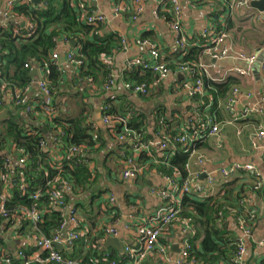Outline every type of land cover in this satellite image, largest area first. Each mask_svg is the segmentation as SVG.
I'll return each mask as SVG.
<instances>
[{"label": "crops", "instance_id": "obj_1", "mask_svg": "<svg viewBox=\"0 0 264 264\" xmlns=\"http://www.w3.org/2000/svg\"><path fill=\"white\" fill-rule=\"evenodd\" d=\"M4 1H1L0 12L4 8ZM157 1L161 0L145 2L143 11L135 19L132 18L134 11L132 0H91L87 4L90 9L99 11L105 16V22L100 24L101 34H114L120 38L117 46L113 47L109 54L101 56V60L109 68L108 75L118 79L109 91L103 89L107 80L104 73H96L94 86L81 80L79 68L66 61L65 58L68 53L76 50L77 45L72 47L71 41H67L64 37L57 39L54 48V52L59 57L57 60L58 81L49 82L55 116L61 118L82 116L85 118V123L88 125L87 134L90 136L91 142L94 143L92 147H85L88 150L86 164L91 172L87 180V187L76 186L74 192L70 194V202L77 206L87 236L89 234L91 239L101 233L102 235L98 236L97 241L103 239L102 252L117 255L119 260L123 261L126 260L123 247L121 252L116 246L106 243L107 238H116L121 245L124 242L133 244L135 241L134 231L125 229L129 222L126 219V214L130 211L131 201L134 198L137 211L148 215L159 205V200L149 190L161 187L164 181L160 172L154 169L147 170L146 166L143 174L136 180L121 179L119 176L122 168L121 156L123 153L124 155L131 153L130 141L118 140L116 135L120 131L116 132L112 127L103 123L101 111L104 101L107 96L112 97L120 113H125L124 110L129 104L145 113H150L162 106L169 111V121L172 129L177 130L176 133L181 131L182 123L190 116L186 109L192 104L189 85L192 84L193 79L186 73H179L174 60V64L172 63L173 56L170 55V48L173 46V35L166 23L153 14V8ZM177 1L181 9V26L190 44L204 46L209 42L208 38L206 42H199V37L203 29L209 26L212 21L216 24L217 29L226 31L227 43L231 47L229 54L223 58L208 60L203 57L211 65L209 73L212 78L217 79L216 82L231 81L232 83L226 93L219 98L216 110L203 115L208 117L215 114L216 121L220 123L221 132L219 136L207 137L201 143L199 152L203 156V162L199 165L197 160H193L191 168L199 172L203 171L199 180L205 179L207 173L227 168L232 164H251L258 173L264 175V138L254 141L252 139L261 119L249 116L247 119L230 122L231 115H241L247 107L259 106L264 114V101L262 100L264 98V67L261 66L264 61V13L250 6L249 2L252 0H241L240 5L234 6L232 9H230V5L234 0L224 2L220 0ZM115 4L125 6L126 10L115 14L113 12ZM211 16L213 17L211 18ZM23 20L21 19L22 24ZM121 38L126 40L125 45L121 43ZM137 39L141 41L144 39L151 46L159 47L162 59L168 63L171 69L175 70L174 74L171 73L158 84H154V79H152L149 83L151 85L149 93L143 96L125 92L121 87L122 79L131 81L134 73H137L135 72L137 69L128 70L125 68L126 60L148 55L149 46L137 44ZM239 54H253L256 56V61L249 66L250 73L230 76L227 74L229 67L246 69L249 65L245 60L240 59ZM62 57L65 58L64 61L61 60ZM170 62L176 66L172 67ZM33 68L37 67L32 65L31 71ZM126 71H128L127 74ZM41 75L45 76V73L37 68V75H30L31 83L22 90L29 100L28 104L32 106L31 113L36 116L34 118L41 115L39 91L35 84ZM234 86L240 90L241 95L229 111L226 109L225 103L228 92ZM192 105L195 106V104ZM15 113L28 115L23 108L17 109L11 103L0 107V132L4 130L5 122L11 116L16 115ZM125 117L129 118L127 114ZM151 123L153 124L152 116L149 115L148 129L150 131H152ZM155 137L156 134L153 140ZM51 151L49 156L46 153L43 165L46 163L50 168H53L58 159L55 149L51 148ZM58 152L60 153V151ZM149 152L150 154L145 153L151 158L154 165L158 164L160 157L165 155L157 144L151 147ZM4 183V181H0L1 189ZM14 184L12 181L11 185L14 186ZM216 187H214L213 195H220V192L224 191L223 196H219L221 197L219 200L224 201L227 205L226 212L221 213L218 218L216 217V223L221 227V232L235 241L243 240L245 247L243 260L246 264H261L264 259V248L258 246L257 243L264 232V183L261 188L257 189L253 175L242 172L229 177L223 185ZM4 192L8 195V190ZM110 193H113L115 197L113 206L107 199ZM251 212H254L253 218L249 216ZM240 216L247 220L249 235H245L239 227ZM112 224L115 225L118 234L116 236L103 235L102 228ZM202 228L197 224V234L201 233ZM186 237L187 233L183 230L181 223L175 222L160 237L161 244L170 248L171 259L163 257L157 249L142 264H176L175 258ZM21 239V236L6 235L5 253L6 251L13 253ZM10 243L14 244L10 245ZM195 245L199 248V240H196ZM218 264L229 263L222 260Z\"/></svg>", "mask_w": 264, "mask_h": 264}, {"label": "built area", "instance_id": "obj_2", "mask_svg": "<svg viewBox=\"0 0 264 264\" xmlns=\"http://www.w3.org/2000/svg\"><path fill=\"white\" fill-rule=\"evenodd\" d=\"M91 0H80L79 10L81 11V20L88 24L100 25L105 22L103 13L90 9L88 3ZM133 1V16L135 19L142 11L144 3L149 0H132ZM221 2L226 0H220ZM241 0H234L230 5V9L234 6H239ZM32 3V0H5L4 8L1 11L0 25H4L8 20H12L11 9L15 4ZM90 9V10H89ZM126 7L123 5H113V12L119 14L124 12ZM171 15L172 19L167 18V14ZM264 13V12H262ZM153 14L166 23L169 30L173 35V46L170 48L171 53H187L192 44L187 40V35L181 26V9L177 0H161L157 1L153 8ZM23 25L28 29L33 27L32 22L27 18L23 20ZM201 36L208 38V46L204 49L202 58L197 63H177V71L179 73H186L190 76L195 72V68L210 77L212 81L217 79L212 78L209 69L211 67L207 60L223 58L231 51L230 44L227 43V33L224 29L216 31V24L211 21L209 26L205 27L201 32ZM121 43L126 44V40L121 38ZM139 45L147 44L149 52L146 57L138 56L130 58L125 62V68L128 70L140 69L142 71H149L154 76V84L160 83L166 79L175 70L171 69L168 63L162 59L159 47H153L146 40H136ZM1 54V52H0ZM182 55V54H181ZM240 59L245 60L249 65L246 69L238 67H229L227 74L230 76H241L250 73L249 66L256 61V56L239 54ZM52 60L58 65V54L53 52ZM66 61L75 66L81 64V60L75 57L74 52L68 53ZM28 67V64L24 65ZM264 67V61L261 63ZM45 73V69L39 68ZM117 78L110 76L107 82L103 85L105 91H109L111 87L117 82ZM36 87L39 91V105L41 109V122L47 123V134L39 140L41 149L48 153H52L51 148L56 151L58 161L52 168L57 171V174L47 179V181L29 192L30 184L26 177L28 166V157L23 148H17L15 151L16 156L6 154L0 160V181H4V186L0 192V217L6 222L10 223L8 230L4 232L6 235L21 236V242L15 246V250L10 254L0 255V264H82L80 260L64 256L62 251L69 250L72 246L83 236L87 235L83 228L82 217L77 206L70 202V194L74 192L75 186L73 182L65 178L62 173L64 161H72L76 159L79 163L84 156H87L88 150L83 145L69 144L65 142V132L60 126L52 123L55 117V110L53 104V97L51 87L47 82L45 76L41 75L36 80ZM93 86V85H92ZM121 87L125 92H130L138 95H147L151 85L147 83H137L131 81H124L122 79ZM205 90L201 79H197L189 85V95H203ZM240 90L234 86L228 92L227 102L225 103L226 109L231 111L233 106L237 103ZM0 107L6 103L14 104L23 108L25 113L32 112V106L28 104L29 100L25 93L17 87L11 88L6 83H0ZM248 96V94H247ZM264 101V98L262 99ZM193 106V105H192ZM195 106H197L195 104ZM192 114L182 123L181 131L174 135L162 127L156 133L155 140L147 139L144 136L132 134L128 128L126 121L121 119L122 130L116 135V138L121 141H130L131 153L121 156L122 168L119 176L123 180H136L143 174L145 164L139 162V156L142 153H149V149L155 144L164 151L166 159L172 156L177 144H180L186 149H190L188 160L185 163L184 170L186 175L183 177L179 175L177 169L172 170V174H162L163 185L158 188H150L149 192L157 197L159 205L157 208L150 212L148 215L139 213L134 203V198L129 206V213L126 214V219L129 222L125 229H132L135 233V241L133 244L124 242L122 243L123 252L126 260H118L109 258L110 254L106 253L102 260L106 264H142L155 250L167 259H171L170 248L164 246L160 242V237L173 225L179 222L183 230L187 233V237L183 239L178 256L175 258L176 264H200L199 261L192 256L190 251L192 247L191 240L197 234L196 225L191 216L182 217L180 215L181 200L184 196L196 197L204 199L205 197L212 196L215 189L225 183L229 177L237 173H249L253 175L256 188H261L264 183V175L258 173L251 164H232L227 168H221L212 173H207L206 178L199 180L200 174L198 170H192L191 165L193 160H197L199 165L203 162V156L197 148V143L206 140L207 137H217L221 132L220 123L216 121L215 114L205 117L197 108H193ZM107 107H102V121L106 126L112 127L113 121L110 115L107 114ZM231 114V112H230ZM129 117V114H127ZM256 116L261 119L257 126V130L252 135V139L259 140L264 138V114L259 106L247 107L243 110L241 115H231V121L239 119H247L248 117ZM200 123V124H197ZM46 128V126H43ZM116 133V132H115ZM16 146H13V151ZM60 151V153L58 152ZM264 152V150H263ZM16 165L19 168L11 175H4L1 169H5L9 173V169ZM179 175V176H178ZM15 179V184L20 190L21 194L28 193V197L32 199L30 205H21L15 211L8 210L5 206L7 199L11 196L4 192L8 187H12L11 183ZM216 187V188H217ZM42 198L46 202L41 201ZM69 198V199H68ZM108 201L113 206L115 197L110 193L107 197ZM42 203V205L39 204ZM47 208H52L58 211L60 215V222L58 227L50 234L46 235L37 228V224L43 221V216ZM115 212V210H113ZM221 215V213H219ZM250 218L254 217V212L249 214ZM29 223V228L20 233L25 223ZM239 227L245 235H249V226L247 220L240 216ZM28 230V231H26ZM102 233L105 236H116L118 234L115 225H109L102 228ZM101 238L96 242V245L101 244ZM237 252L232 258V264H246L243 260V252L245 251L242 239L236 240ZM61 244L63 250L56 248L55 244ZM258 246L264 248V232L258 240Z\"/></svg>", "mask_w": 264, "mask_h": 264}, {"label": "trees", "instance_id": "obj_3", "mask_svg": "<svg viewBox=\"0 0 264 264\" xmlns=\"http://www.w3.org/2000/svg\"><path fill=\"white\" fill-rule=\"evenodd\" d=\"M79 3L80 0H42L39 6L33 3H26L15 4L12 7L11 15L13 19L8 20L4 25H0V83H6L11 88L17 87L23 90L32 81L30 76L32 65L46 70L45 78L48 83L57 82L59 77L58 67L52 60L51 54L54 52L56 41L59 37H64L67 41L72 39L76 41L77 48L74 54L76 58L81 60L78 68L82 81L85 80L94 86L97 72L104 73V76L107 77L106 79H109L111 76L108 75L109 68L101 60V56L109 54L112 48L117 46L120 38L114 34H101L100 25L88 24L82 21ZM166 16L169 20L172 19L170 13ZM26 18L32 22L33 27L31 29L22 24L21 19ZM218 30L216 26V31ZM89 38L91 39L89 40ZM199 39V42H206L207 38L200 35ZM207 46V43L204 46L194 43L187 53H171L170 55L173 56L172 63L174 64L173 60L176 65L182 62L197 63L202 58L203 51ZM172 63L170 62L172 67L176 66ZM25 64H28V67H25ZM11 70L12 72H10ZM135 72L137 73H134L131 82L147 83L149 85L154 79L153 74L149 71L137 69ZM138 72L141 73H139L140 76ZM125 73L127 74L128 71ZM190 77L193 82L197 79L202 80L205 93L201 96H191V103L197 106H192V104L188 106L186 110H188L189 115L192 114L193 108H197L203 115L204 113L214 112L219 98L226 93L232 82H214L196 68L195 72L190 74ZM103 106L107 107V114L111 116L113 121L112 129L116 132L122 129L123 121L121 119L126 121L132 134L144 136L149 140H153L155 134L162 127H165V130L170 135H174L177 132V130L172 129L169 121V111L162 106L157 107L150 113H145L134 105L129 104L127 109L124 110L125 113H120L110 96L106 97ZM16 107L21 109L20 106ZM15 114L5 122L4 130L0 132V160L6 154L16 156L15 153L17 152L15 150L17 148L24 149L28 157L26 177L30 184L29 192H31L43 185L47 179L54 177L57 171L50 168L46 163L43 165V161L46 159V152L41 149L39 140L44 137L43 126H46V131L48 130L47 123L41 122L40 114L37 118H34L36 117L34 113H26L28 114L27 116L20 113ZM126 114H129V118L125 117ZM149 115L152 116L153 121V124L151 123L152 131L148 129ZM52 123L64 130L65 142L83 145L87 148L94 145L87 134L88 125L82 116L67 118L55 116ZM203 141L197 143V148L201 147ZM12 146H16L14 151ZM189 153L190 149L177 144L173 155L167 159L166 155L161 156L158 164L154 165L146 153L139 156V161L146 163L147 170L154 169L161 174H172V170L177 169L179 174L184 177L186 175L184 166L188 160ZM86 158L87 156H84L81 163L76 159L64 161L63 163L61 174L72 181L75 187H87V180L91 172L86 164ZM18 168V166L13 165L9 169V173H6L5 169L1 170L4 175L8 176ZM1 190L0 188V192ZM8 191L11 195L5 204L8 210L15 211L21 205H30L32 203L28 193L21 194L16 185L8 187ZM220 193L222 197L224 191ZM220 195H212L204 199L184 196L181 200L180 215L182 217L191 216L195 225L199 224V226L203 227L201 233L196 234L195 238L191 240L192 247L190 251L191 255L195 256L201 264H218L222 260L232 264V258L237 252L235 239L228 235H223L220 230L221 227L216 223V217L218 218L219 213L226 212L227 208L225 202L219 200L221 198L219 197ZM41 201L46 202V199L42 198ZM39 204L42 205L41 202ZM60 220L58 211L47 208L43 221L37 224V228L42 233L50 235L58 227ZM9 226L10 223L0 217V255L5 254L6 242L3 234L8 230ZM29 226L28 222L25 223L20 233H23ZM101 235L100 233L91 239L89 234L88 236L85 235L72 246L70 251L64 250L62 253L66 257L80 260L82 264H106L102 260L104 256L102 244L96 245L97 238ZM196 240H199V248L195 245ZM109 258L120 259L117 255L111 254ZM261 264H264V259Z\"/></svg>", "mask_w": 264, "mask_h": 264}, {"label": "water", "instance_id": "obj_4", "mask_svg": "<svg viewBox=\"0 0 264 264\" xmlns=\"http://www.w3.org/2000/svg\"><path fill=\"white\" fill-rule=\"evenodd\" d=\"M32 3L34 5H41L42 0H32ZM250 6L257 9L260 12H264V0H252L249 2ZM71 41V45L72 47H76L77 43L74 39L70 40ZM62 61L65 60L64 57L61 58ZM31 76H36L37 75V68H33L31 73ZM43 134H46V130H43ZM205 176V175H204ZM15 179H14V183H15ZM106 243H111V245L116 246L121 252H122V245L120 243V241L116 238H112V237H108L106 240ZM14 243H10V245H13ZM56 248L59 250H63V246L61 244L56 243L55 244ZM8 253V251H6V254Z\"/></svg>", "mask_w": 264, "mask_h": 264}, {"label": "bare ground", "instance_id": "obj_5", "mask_svg": "<svg viewBox=\"0 0 264 264\" xmlns=\"http://www.w3.org/2000/svg\"><path fill=\"white\" fill-rule=\"evenodd\" d=\"M9 129V128H8ZM1 135V134H0ZM7 143V142H6ZM16 143V142H15ZM42 160V159H41ZM45 163V162H44ZM34 177V176H33Z\"/></svg>", "mask_w": 264, "mask_h": 264}, {"label": "rangeland", "instance_id": "obj_6", "mask_svg": "<svg viewBox=\"0 0 264 264\" xmlns=\"http://www.w3.org/2000/svg\"><path fill=\"white\" fill-rule=\"evenodd\" d=\"M196 228H197V224H196Z\"/></svg>", "mask_w": 264, "mask_h": 264}]
</instances>
